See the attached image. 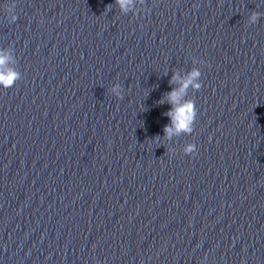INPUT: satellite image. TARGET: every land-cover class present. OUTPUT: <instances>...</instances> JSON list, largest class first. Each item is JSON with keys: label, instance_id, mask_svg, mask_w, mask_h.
<instances>
[{"label": "clouds", "instance_id": "1", "mask_svg": "<svg viewBox=\"0 0 264 264\" xmlns=\"http://www.w3.org/2000/svg\"><path fill=\"white\" fill-rule=\"evenodd\" d=\"M143 3V0H140ZM122 12L127 13L136 0H115ZM14 5H5L7 18L9 23L17 21L18 17L14 14ZM111 10V5L106 7ZM260 18V13L252 12L248 18L249 24H255ZM13 57L8 50L0 49V88L9 89L13 87L18 80H20L21 73L15 68L11 67ZM201 72L198 69H193L191 72L181 77L179 73H174L170 84L179 83V88H174L171 92L167 93L166 99L172 105L171 109L165 114L170 118L171 123L164 127L166 138L171 139L172 136L181 134H191L194 130L195 121L197 118V108L194 100H185L189 87L194 90H199L202 86L200 83ZM112 91L119 97L120 86L116 85ZM163 102V101H161ZM198 151L197 145L187 144L183 153L186 155H195Z\"/></svg>", "mask_w": 264, "mask_h": 264}]
</instances>
